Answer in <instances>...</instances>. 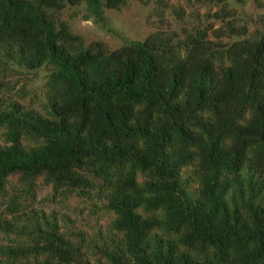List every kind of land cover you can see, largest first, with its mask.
Instances as JSON below:
<instances>
[{"label": "trees", "instance_id": "1", "mask_svg": "<svg viewBox=\"0 0 264 264\" xmlns=\"http://www.w3.org/2000/svg\"><path fill=\"white\" fill-rule=\"evenodd\" d=\"M140 1L0 0V264H264V0Z\"/></svg>", "mask_w": 264, "mask_h": 264}, {"label": "rangeland", "instance_id": "2", "mask_svg": "<svg viewBox=\"0 0 264 264\" xmlns=\"http://www.w3.org/2000/svg\"><path fill=\"white\" fill-rule=\"evenodd\" d=\"M152 4H144L140 0H129V4L121 12L108 11L110 26L119 31L124 37L129 39L143 38L147 32L160 25L159 20L148 17ZM188 11L187 7H184ZM260 9L252 4L246 9L248 13H257ZM165 21L172 27L176 25L175 18L166 17ZM76 28L82 32L87 39L102 38L106 40L112 47L118 46L122 41L112 34L98 28L91 22L74 20ZM165 23L163 22V25ZM164 27V26H163Z\"/></svg>", "mask_w": 264, "mask_h": 264}]
</instances>
